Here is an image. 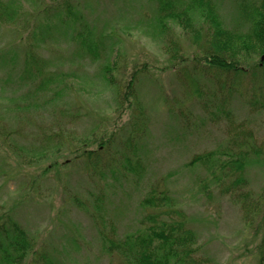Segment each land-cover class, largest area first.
I'll list each match as a JSON object with an SVG mask.
<instances>
[{
    "label": "rangeland",
    "instance_id": "1",
    "mask_svg": "<svg viewBox=\"0 0 264 264\" xmlns=\"http://www.w3.org/2000/svg\"><path fill=\"white\" fill-rule=\"evenodd\" d=\"M43 1L53 0H1L17 16L0 17V212L11 211L35 238L37 250L55 264H123L107 237L141 227L142 199L151 188H166L188 213L205 264H257L261 234L255 226L261 214L248 223L241 198L214 186L203 166L187 163L197 153L242 142L264 152V107L249 101L252 88L263 82L240 79L227 106L231 113H221L216 96L223 94L216 93L220 89L209 74L183 70L184 79L180 65L170 66L162 40L148 26L155 9L151 0H69L89 29L99 38L105 32L115 46L109 60L116 64L117 81L124 85L139 70L145 115L138 119L146 127L127 152L134 118L129 110L120 112L100 77L104 57L97 61L77 51L82 25L60 24L54 11L42 10ZM214 2L228 26L243 23L239 0ZM177 33L184 54H199L181 30ZM28 52L64 76L61 93L38 95V81L24 77ZM193 85L202 90L193 93ZM4 132L20 152L8 146ZM104 135L111 136L107 155L112 158L104 155L99 169L77 159V149L95 148ZM124 152L141 160L139 173L121 164ZM248 157L246 189L252 201L264 197V155L251 151ZM31 256L23 264H36Z\"/></svg>",
    "mask_w": 264,
    "mask_h": 264
},
{
    "label": "trees",
    "instance_id": "2",
    "mask_svg": "<svg viewBox=\"0 0 264 264\" xmlns=\"http://www.w3.org/2000/svg\"><path fill=\"white\" fill-rule=\"evenodd\" d=\"M155 5L154 16L149 20L148 26L154 29V33L160 37L164 44L165 53L168 56L170 66L180 65V74L186 79L185 71L195 70L209 74L219 87V101L221 113H231L228 104L231 103L236 84L245 76L260 80L263 85L252 88L250 103L257 108L264 107V60L257 62L254 58L264 54V0L247 2L239 0V9L243 23L237 27L228 26L222 19L215 0H151ZM43 3L44 12L54 11L55 19L60 24L74 26L82 25L78 29L75 40L81 44L77 51H83L93 60L99 61L104 57L100 69V77L108 86L114 97V102L121 113L129 110L131 114L130 132L126 145L127 152L134 150L137 143L135 137L146 127L141 122L140 116H144L142 102L139 101L137 76L139 70H135L129 80L121 85L113 74L116 64L109 60L116 48L108 36L103 33L99 38L88 27L82 11L69 0H53ZM15 19L17 13L9 5L0 0V17ZM181 30L188 40L199 49V54L189 57L183 53L182 46L177 41ZM106 39V40H105ZM38 41L39 43L43 42ZM106 49L108 52L106 53ZM109 54V55H108ZM16 54L12 53L10 59L16 61ZM12 62L11 65L14 64ZM25 78H33L38 95L44 92L61 93L67 80L64 76L52 73L36 53H26ZM181 77V75H180ZM193 93H198L200 86L192 87ZM20 108V107H18ZM5 133V132H4ZM3 133V134H4ZM5 141L8 146L16 150L18 144L10 132L5 133ZM110 138L105 135L98 139L95 148L77 149V159L84 161L86 166L94 165L99 169L101 158L108 154ZM246 143H250L246 141ZM85 144V143H84ZM233 145L218 146L215 149L197 153L188 161L189 167L203 166L210 173L213 185L241 198L244 208L247 209L246 220L255 224L257 215L261 214L259 223L255 226V233L261 234L258 242V263L264 264V197L251 201V191L246 189L248 179L246 175L249 155L262 154V149L255 145L243 142L235 148ZM19 149V146H18ZM17 149V150H18ZM233 149V150H232ZM17 152V151H16ZM20 152V149H19ZM123 154L124 168L139 173L141 160L135 154ZM132 155V156H131ZM221 189V190H222ZM205 191L210 189L205 187ZM145 214L141 227L136 231L126 233L124 236L107 237L108 248L117 251L123 264H205L206 261L198 256L200 241L198 234L191 225L190 217L184 208L166 188H151L141 201ZM261 231V232H260ZM32 255V261L36 264H55L53 259L37 250L35 238L26 227L19 222L11 211L0 212V264H23Z\"/></svg>",
    "mask_w": 264,
    "mask_h": 264
},
{
    "label": "water",
    "instance_id": "3",
    "mask_svg": "<svg viewBox=\"0 0 264 264\" xmlns=\"http://www.w3.org/2000/svg\"><path fill=\"white\" fill-rule=\"evenodd\" d=\"M261 59L264 60V54H263V56L261 57Z\"/></svg>",
    "mask_w": 264,
    "mask_h": 264
}]
</instances>
